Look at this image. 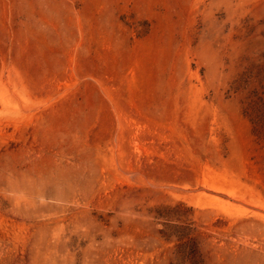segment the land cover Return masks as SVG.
Instances as JSON below:
<instances>
[{
	"label": "rangeland",
	"instance_id": "rangeland-1",
	"mask_svg": "<svg viewBox=\"0 0 264 264\" xmlns=\"http://www.w3.org/2000/svg\"><path fill=\"white\" fill-rule=\"evenodd\" d=\"M0 264H264V0H0Z\"/></svg>",
	"mask_w": 264,
	"mask_h": 264
},
{
	"label": "trees",
	"instance_id": "trees-1",
	"mask_svg": "<svg viewBox=\"0 0 264 264\" xmlns=\"http://www.w3.org/2000/svg\"><path fill=\"white\" fill-rule=\"evenodd\" d=\"M192 247H193V249H195V248H196V246H195V245H193Z\"/></svg>",
	"mask_w": 264,
	"mask_h": 264
}]
</instances>
